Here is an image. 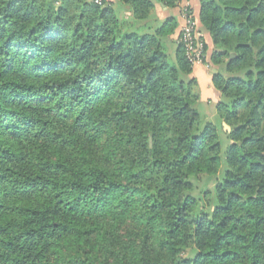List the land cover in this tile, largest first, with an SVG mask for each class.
Wrapping results in <instances>:
<instances>
[{"label": "trees", "instance_id": "obj_1", "mask_svg": "<svg viewBox=\"0 0 264 264\" xmlns=\"http://www.w3.org/2000/svg\"><path fill=\"white\" fill-rule=\"evenodd\" d=\"M157 2L0 0V264H264V0H201L210 119Z\"/></svg>", "mask_w": 264, "mask_h": 264}, {"label": "crops", "instance_id": "obj_2", "mask_svg": "<svg viewBox=\"0 0 264 264\" xmlns=\"http://www.w3.org/2000/svg\"><path fill=\"white\" fill-rule=\"evenodd\" d=\"M88 1H93V0H88ZM114 1V0H112ZM182 2L174 7V8H168L167 6H164L160 2L156 3L155 10H153V18L156 19H164L169 16H174L177 21H178V27L175 31L174 34L171 35V38L175 41V43L171 44L172 49L174 50L177 45V41L179 39L180 33H181V28L184 25V17L182 15V11L185 7H189L193 17L197 20L198 22V30L203 38V40L206 43V48H207V59L209 60L210 54L213 49V41L212 37L200 23V12H201V0H181ZM186 5H181L182 3ZM131 16V12L129 11V17ZM171 49V51H172ZM211 68L207 64H195L193 65V74L194 76L197 77L200 91H201V101L202 102H207L209 97L211 96L210 94L217 95L216 90L212 86V76L210 75Z\"/></svg>", "mask_w": 264, "mask_h": 264}, {"label": "built area", "instance_id": "obj_3", "mask_svg": "<svg viewBox=\"0 0 264 264\" xmlns=\"http://www.w3.org/2000/svg\"><path fill=\"white\" fill-rule=\"evenodd\" d=\"M104 0H94L97 4H102ZM184 25L181 28L179 40L184 46L187 57L192 65L205 64L207 62V48L199 30L198 22L193 17L189 7L182 11Z\"/></svg>", "mask_w": 264, "mask_h": 264}, {"label": "rangeland", "instance_id": "obj_4", "mask_svg": "<svg viewBox=\"0 0 264 264\" xmlns=\"http://www.w3.org/2000/svg\"><path fill=\"white\" fill-rule=\"evenodd\" d=\"M182 1L180 0V3H181ZM179 3V4H180ZM181 5H186V2H185V4L184 3H182ZM169 48H170V51H171V49H172V47H171V45H169ZM173 50V49H172ZM209 68H211L210 69V71H211V73H210V75L212 76V86H213V88L216 90V88H215V86H214V84H213V75H214V73H215V69L213 68V66L212 65H209ZM194 75V74H193ZM195 78H196V80H197V77L195 76ZM200 85H199V83H198V80H197V85H196V87H195V89L196 88H198V90L200 91V87H199ZM217 93V95H214L213 93L212 94H210L211 96L209 97V99L207 100V102H201V104H199L198 105V110L205 116V117H207V119H210L211 117H213L214 118V116H215V113L217 112V102L219 101V92L218 91H216ZM200 94H201V91H200ZM227 125L230 129H231V126L227 123V122H224V125ZM230 129H228V130H230Z\"/></svg>", "mask_w": 264, "mask_h": 264}, {"label": "water", "instance_id": "obj_5", "mask_svg": "<svg viewBox=\"0 0 264 264\" xmlns=\"http://www.w3.org/2000/svg\"><path fill=\"white\" fill-rule=\"evenodd\" d=\"M232 56H234V54H232ZM225 128L228 130L230 129L226 124H225Z\"/></svg>", "mask_w": 264, "mask_h": 264}]
</instances>
